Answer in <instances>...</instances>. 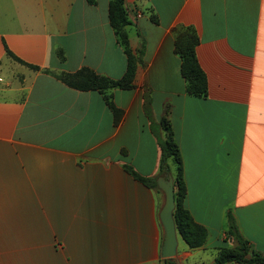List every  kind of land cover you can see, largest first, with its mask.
I'll list each match as a JSON object with an SVG mask.
<instances>
[{"label": "crops", "instance_id": "crops-1", "mask_svg": "<svg viewBox=\"0 0 264 264\" xmlns=\"http://www.w3.org/2000/svg\"><path fill=\"white\" fill-rule=\"evenodd\" d=\"M108 3L0 0V264H162L163 194L123 165L163 175L165 107L184 206L207 231L201 246L177 244L169 260L214 264L218 248L232 244L228 210L264 257V0H124L128 43L141 56L134 87L107 90L123 110L116 125L101 92L54 75L81 67L123 75ZM177 26L197 35L204 97L185 93Z\"/></svg>", "mask_w": 264, "mask_h": 264}, {"label": "trees", "instance_id": "trees-1", "mask_svg": "<svg viewBox=\"0 0 264 264\" xmlns=\"http://www.w3.org/2000/svg\"><path fill=\"white\" fill-rule=\"evenodd\" d=\"M93 2L94 0H86ZM152 20H156L151 16ZM108 20L116 35L117 42L122 46L126 56V67L120 78L113 79L99 74L88 67H81L74 72H59L54 75L63 83L77 90H97L103 94L104 101L113 116V123L118 124L123 117V110L118 108L108 89H131L134 87L133 79L136 63L140 61L141 48L133 53L124 26L128 23L127 10L124 0H109ZM174 40L173 51L179 57V70L185 83V93L190 96L204 97L207 90V81L204 72L200 68L196 55L195 45L197 35L193 28L189 26H177L173 28ZM57 55L63 59L61 49H57ZM144 110L149 116L150 101L148 95L144 98ZM167 107L159 121V128L163 131L162 137L157 136V143L160 150L158 174H165L170 171L168 159L175 165L173 175L174 188V208L173 220L176 233L190 248L199 247L203 244L207 231L204 226L195 222L189 211L184 206L183 200L186 188L183 180L182 159L178 146L173 138V131L167 118ZM156 134V130L152 129ZM123 168L134 179L142 184L157 189L156 176H143L137 173L132 166L124 164ZM227 229L225 238L231 239V245L219 247L214 257V264H227L230 262L242 264H264L263 255L255 250L249 242L242 236L235 221L233 213L226 212ZM162 264H173L169 258L162 259Z\"/></svg>", "mask_w": 264, "mask_h": 264}, {"label": "water", "instance_id": "water-1", "mask_svg": "<svg viewBox=\"0 0 264 264\" xmlns=\"http://www.w3.org/2000/svg\"><path fill=\"white\" fill-rule=\"evenodd\" d=\"M155 183L163 194V202L158 212V219L162 229L159 256L162 259H167L175 255L178 244L172 215L174 208L173 177L168 173L158 175L155 178Z\"/></svg>", "mask_w": 264, "mask_h": 264}, {"label": "rangeland", "instance_id": "rangeland-1", "mask_svg": "<svg viewBox=\"0 0 264 264\" xmlns=\"http://www.w3.org/2000/svg\"><path fill=\"white\" fill-rule=\"evenodd\" d=\"M144 11H146L144 9ZM168 165H169V169H173L174 170V164H173V161L171 159H168ZM184 244V241L182 240L181 237L178 238V249H181V247L183 246ZM213 252L209 251L208 252V260L211 258V255H212Z\"/></svg>", "mask_w": 264, "mask_h": 264}]
</instances>
